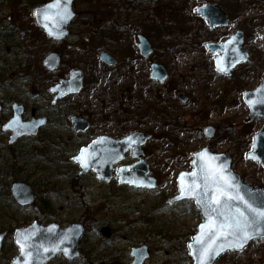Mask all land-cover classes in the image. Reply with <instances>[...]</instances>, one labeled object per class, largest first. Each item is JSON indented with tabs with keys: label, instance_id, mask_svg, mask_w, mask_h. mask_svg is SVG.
<instances>
[{
	"label": "rangeland",
	"instance_id": "rangeland-1",
	"mask_svg": "<svg viewBox=\"0 0 264 264\" xmlns=\"http://www.w3.org/2000/svg\"><path fill=\"white\" fill-rule=\"evenodd\" d=\"M130 1L136 3L133 9L125 5ZM204 4L221 7L228 22L210 28L197 13ZM73 7L82 14L71 23L69 38L57 43L34 23L28 0H0V37L10 35L14 40L0 42V70L6 65L0 120L9 116L10 103L17 102L24 106V119L44 113L55 118L52 124L65 125L56 143L16 142L13 148L22 152L21 164H26L21 169L3 160L8 133L0 128V173L16 171V180L29 183L38 200L42 197L50 206L46 211L39 205L40 214L35 215L0 192V231H8L0 264H9L17 254L13 230L33 220L42 225L84 226L79 259L68 261L58 254L47 264H84L86 259L87 264H131V249L142 245L149 253L142 264H192L186 243L201 220L198 209L192 201H168L177 191L178 173L191 169V153L206 145L214 152L228 153L232 169L246 184L264 188V168L246 158L264 120H248L249 109L242 97L264 77V0H75ZM90 10L100 13L105 32L91 25L86 13ZM106 11L112 13L103 20L101 14ZM236 30L243 31L249 58L229 75L219 73L214 56L220 53L209 51L206 43L223 42ZM138 33L153 46L147 59L135 50ZM124 48L134 49L132 66L117 65L109 71L97 58L100 51L120 55ZM53 50H59L63 59L56 71L48 73L41 62ZM3 58H8L7 64ZM150 61L166 68L164 82L148 83ZM72 69L83 71L82 89L51 105L49 87L67 79ZM30 87L39 92L38 97H30ZM178 93L186 94L187 101H180ZM72 114L89 119L92 126L73 135L66 125ZM207 125L216 129L212 139L202 134ZM131 131L151 135L142 147V158L156 179L155 188L119 184L115 172L109 182L98 180L93 171L78 173L80 167L73 157L80 147L100 134L121 138ZM133 162L128 153L115 167ZM12 181L1 174L0 191ZM100 224L115 231L112 239L95 235L93 228ZM214 264H264V239L252 241L241 251L227 252Z\"/></svg>",
	"mask_w": 264,
	"mask_h": 264
},
{
	"label": "water",
	"instance_id": "water-1",
	"mask_svg": "<svg viewBox=\"0 0 264 264\" xmlns=\"http://www.w3.org/2000/svg\"><path fill=\"white\" fill-rule=\"evenodd\" d=\"M74 0H61V7H55L57 0H49L42 5L36 6L33 9V18L37 26H39L45 35L54 41H62L69 35V24L76 17V12L72 8ZM68 16L61 19V15L65 12ZM36 13V15H34ZM197 13L202 15L208 21L209 27L223 26L227 22L226 13L215 4H207L198 8ZM47 16V19H45ZM47 25V27H46ZM139 48L144 57H147L151 52L150 44L147 39L138 34ZM244 35L242 30H237L231 34L229 38L222 43H207L206 47L212 52H220V55L214 58V66L216 70L223 74H230V71L239 63L246 62L249 54L243 46ZM100 58L108 64H113L114 59L105 52L100 53ZM60 62V57L56 52L47 53L43 60L42 66L48 71H54ZM150 78L156 79L159 82L164 81L167 74L163 66L152 63L150 65ZM82 86V71L73 69L70 72L68 79H61L57 84L52 86L49 91L56 93L54 101L57 98H62L68 94L77 93ZM32 95H36L32 91ZM180 100L184 101V95L179 94ZM243 100L249 109L248 120L255 117L264 119V78L261 83L251 91L243 93ZM13 116L2 126L3 131H11L9 142L15 141L18 137L34 135L38 129L46 123V118H32L28 121H23L20 118L22 108L16 104L13 106ZM72 129L75 133L83 132L88 128V121L85 118L75 115L70 117ZM215 128L212 125L205 126L202 129L204 137L211 139L215 135ZM151 137L148 133L140 131H132L120 139H115L110 136L101 135L93 139L88 144L82 146L74 159L80 166L79 173L93 171L96 173V178L108 182L110 181L113 171L118 173V183L127 184L138 188L153 189L156 187V179L149 175L148 164L141 157L143 155L142 146ZM130 151V156L136 159L134 163L122 165L114 169V165L125 158L126 153ZM202 154V155H201ZM191 169L182 171L176 177L177 192L169 198L171 204L180 203L183 201H192L198 209L201 221L196 226V231L191 235L186 243L187 255L191 259L192 264H196V257L193 249H199L197 237L201 234L200 226L208 222V217L205 215L203 207L197 204V198L194 195L181 196V174L184 176V185L191 184L193 179H196L198 184L203 183L201 168L214 169L222 172L223 175L229 178L232 184L230 195L236 197L231 201H227L232 209L239 207L246 211V204L253 208L264 209V188L253 187L246 184L240 176L232 169V158L225 152H214L209 145L191 153ZM246 158L260 163L264 168V123L253 137L252 149L246 154ZM83 160V164L81 163ZM196 172L197 177L190 175ZM200 191V189H197ZM14 202L19 206H31L36 214L39 213V208L35 202L34 192L32 188L23 181H14L9 187ZM179 197V198H177ZM227 200V197H225ZM215 219V214H212ZM249 215H251L249 213ZM259 231L253 234V238L249 239L242 249L226 250L215 256L211 264H214L217 259L229 251H241L246 248L252 241L264 239V222L259 223ZM95 234L105 240H110L114 235V230L108 225H97L93 228ZM207 230V229H206ZM84 226L81 223H71L66 227H61L57 223L47 225L39 224L36 220L30 224L18 227L13 232V244L17 248L15 255L10 264H47L56 255L62 254L69 261H73L80 256L79 239L83 236ZM6 231L0 232V251ZM19 241V243H18ZM192 246L191 248L189 246ZM21 246L25 252H22ZM30 251L31 255L26 253ZM133 257L131 264H142L148 257L147 247H134L130 251Z\"/></svg>",
	"mask_w": 264,
	"mask_h": 264
},
{
	"label": "snow or ice",
	"instance_id": "snow-or-ice-1",
	"mask_svg": "<svg viewBox=\"0 0 264 264\" xmlns=\"http://www.w3.org/2000/svg\"><path fill=\"white\" fill-rule=\"evenodd\" d=\"M55 7L58 9L61 7V0H57ZM67 16L68 13L65 10L61 15V19H65ZM45 19H47V16H45ZM81 163L83 164V160H81ZM200 171L203 176L202 184H198L196 179H193L191 184L185 186L184 176L187 174H181L180 192L181 196H196L197 204L205 210L208 222L200 226L201 234L197 237L200 246L198 250L193 249V251L196 264H211L215 256L221 252L242 249L247 241L253 238V234L259 231V223L264 222V209L253 208L251 205L246 204V211L239 207L233 210L231 205L227 203V201L236 199V197L230 195L232 184L229 182V178L214 169L202 167ZM190 175L197 177L196 172ZM197 189H200V191H197ZM225 197H227V200H225ZM212 214H215V219ZM21 248L22 252H25L24 247L21 246ZM26 254L31 255L30 251ZM25 264H29V262L26 261Z\"/></svg>",
	"mask_w": 264,
	"mask_h": 264
},
{
	"label": "flooded vegetation",
	"instance_id": "flooded-vegetation-1",
	"mask_svg": "<svg viewBox=\"0 0 264 264\" xmlns=\"http://www.w3.org/2000/svg\"><path fill=\"white\" fill-rule=\"evenodd\" d=\"M136 3H135V1H130V2H126L125 3V5H128L131 9H133V7H134V5H135ZM125 5H123V6H125ZM99 11L101 10V9H98ZM110 13H112V11H106L105 13H103V14H101V17H102V19L103 20H107L109 17H110ZM98 15H100V13H97V18H98ZM227 15V14H226ZM99 19V18H98ZM100 20V22L99 23H92L91 25L93 26H95V27H99L98 28V31L99 32H105V30L104 29H106V28H103V27H101V22H102V20L101 19H99ZM91 22H92V20H91ZM70 29V31H69V36H70V34H71V28H69ZM113 34H116V31L113 33ZM138 34H140V35H142L141 33H138ZM138 34H136L135 35V41H134V43H135V50L137 51V53L139 54V56L142 58V59H147L148 57H150L151 55H152V53H153V46H152V44L149 42V40L144 36V35H142V36H144L146 39H147V41L149 42V44H150V48H151V52L149 53V55L147 56V57H144L143 55H142V53H141V50H140V48H139V39H138ZM69 36L67 37V38H69ZM101 52H105L107 55H109L111 58H113L114 59V63L113 64H108V63H106L105 61H103L101 58H100V53ZM120 53V55H118V54H116V53H112V52H110V51H107V50H103V51H100L99 53H98V55H97V58H98V60L109 70V71H111V70H113L114 69V67L116 68L117 67V65H119L120 67H122V69L123 68H125V66H132V63H134V60L131 58V56H132V54L134 53V49H123L122 51H120L119 52ZM58 55H59V57H60V62L62 61V55H61V52L58 50V53H57ZM129 60V62H127ZM151 63H156V64H160V63H158V62H156V61H150V63H149V71H148V75H147V80H148V83L149 84H151V85H153V84H156V83H158V81L157 80H154V79H151L150 78V71H151V69H150V65H151ZM161 66H163L162 64H160ZM163 68H164V70L166 71V68L163 66ZM166 74H167V76H166V78L164 79V81L167 79V77H168V73H167V71H166ZM83 78H84V73H83ZM82 78V79H83ZM163 81V82H164ZM4 83V77H2V81H0V90L1 89H3L4 87L2 86V84ZM131 84V83H130ZM125 88V90L127 89V87H124ZM32 91H35L36 92V95H32ZM127 91V90H126ZM48 92L52 95V99H51V105H54V106H56V104L59 102V101H61L62 99L61 98H57L55 101H54V96H55V93H51L49 90H48ZM29 94H30V97L32 98V99H34V98H36V97H38V95H39V92L36 90V89H34L33 87H30V89H29ZM179 94H182V95H184L185 96V100L184 101H182V102H186L187 101V99H188V96L186 95V94H184V93H178L177 95H178V98L180 99V97H179ZM181 101V100H180ZM14 104H16V105H18V106H20L21 108H22V111H21V114H20V118L23 120V121H28V120H30V119H32V118H42V117H44V118H46V123L42 126V127H40L39 129H38V131H37V133L36 134H34V135H30V136H27V135H24V136H21V137H18L15 141H13V142H9V139H10V134H11V131L10 130H8V131H6L5 133H8V138H7V149H12V151L10 150L9 152H13V146H14V144L16 143V142H18V141H20L21 139H40V140H42V141H44V142H46V143H51L50 142V140H48V138H57L56 139V141H58V140H60L59 139V136H61L62 137V134H63V132H64V128H65V125H59V124H52L54 121H55V118H53V117H51L50 115H47V114H44V113H41V114H38V115H36V114H33V115H31L28 119H24L23 118V114H24V106H23V104H20V103H17V102H11L10 103V107H9V116L7 117L6 116V118H4V120H3V122H2V120H0V123H1V125H0V128H1V130H2V126L4 125V123H6L12 116H13V111H14V108H13V106H14ZM4 108H3V106H2V104L0 103V114H2V115H4L3 113H4ZM72 115H76V114H72ZM72 115H70V116H72ZM69 116V117H70ZM76 116H78V115H76ZM69 117H68V121H67V123H66V125H67V127L68 128H70L71 129V131H72V134L73 135H80V134H83L85 131H87L91 126H92V122L89 120V119H87L88 120V128L85 130V131H83V132H77V133H75L74 131H73V129H72V123L70 122V120H69ZM66 127V128H67ZM100 135H105V134H100ZM100 135H97V136H100ZM96 136V137H97ZM95 138V137H94ZM93 138V139H94ZM6 149V150H7ZM8 151V150H7Z\"/></svg>",
	"mask_w": 264,
	"mask_h": 264
},
{
	"label": "trees",
	"instance_id": "trees-1",
	"mask_svg": "<svg viewBox=\"0 0 264 264\" xmlns=\"http://www.w3.org/2000/svg\"><path fill=\"white\" fill-rule=\"evenodd\" d=\"M47 0H28V3L30 6L33 7L35 5L41 4L46 2ZM88 15V17L92 20V23H99L100 20L97 18V13L98 11L96 10H90L88 12H86ZM78 14H82V11H78ZM6 32V31H5ZM5 43H9V40H4ZM7 53V51L5 52V54ZM2 73H0V81H2ZM56 139L57 138H48V140H50L51 143H56ZM59 139H61V136H59ZM60 144V143H59ZM22 159H24V155L22 154V152L17 151L16 149L13 148V152H9L6 150V153L3 156V160L6 162H10L11 164V168H16V169H21L23 167H25V163L21 164ZM1 174H5L6 176L12 178L13 180H16V176H17V172L16 171H4V173H0ZM1 193H3L5 195V197H7V199H10V195L8 193V186L7 184L4 186L3 190L0 191ZM40 206L43 210H49L50 206H49V202L47 200H45L44 198H40ZM80 262V260L78 261ZM77 262V263H78ZM88 260H84V264H87Z\"/></svg>",
	"mask_w": 264,
	"mask_h": 264
}]
</instances>
